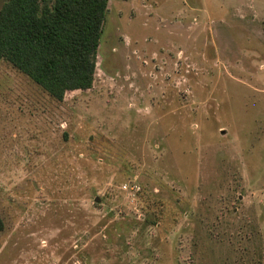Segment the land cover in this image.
<instances>
[{
  "label": "rangeland",
  "instance_id": "1",
  "mask_svg": "<svg viewBox=\"0 0 264 264\" xmlns=\"http://www.w3.org/2000/svg\"><path fill=\"white\" fill-rule=\"evenodd\" d=\"M0 264H264V0H110L61 101L1 61Z\"/></svg>",
  "mask_w": 264,
  "mask_h": 264
},
{
  "label": "trees",
  "instance_id": "2",
  "mask_svg": "<svg viewBox=\"0 0 264 264\" xmlns=\"http://www.w3.org/2000/svg\"><path fill=\"white\" fill-rule=\"evenodd\" d=\"M0 62L61 101L90 90L110 0H4Z\"/></svg>",
  "mask_w": 264,
  "mask_h": 264
}]
</instances>
